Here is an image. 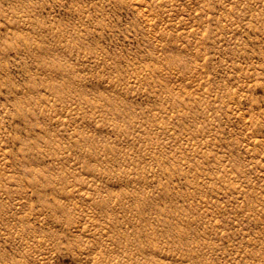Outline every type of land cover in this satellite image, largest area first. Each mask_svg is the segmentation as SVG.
Instances as JSON below:
<instances>
[{
	"label": "rangeland",
	"instance_id": "rangeland-1",
	"mask_svg": "<svg viewBox=\"0 0 264 264\" xmlns=\"http://www.w3.org/2000/svg\"><path fill=\"white\" fill-rule=\"evenodd\" d=\"M0 264H264V0H0Z\"/></svg>",
	"mask_w": 264,
	"mask_h": 264
}]
</instances>
